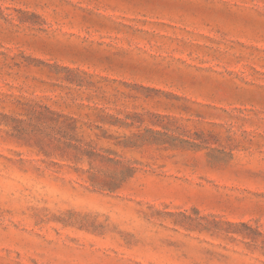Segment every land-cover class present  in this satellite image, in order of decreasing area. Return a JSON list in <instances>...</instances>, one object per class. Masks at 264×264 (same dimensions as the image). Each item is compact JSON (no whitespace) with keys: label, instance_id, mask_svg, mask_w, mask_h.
<instances>
[{"label":"rangeland","instance_id":"rangeland-1","mask_svg":"<svg viewBox=\"0 0 264 264\" xmlns=\"http://www.w3.org/2000/svg\"><path fill=\"white\" fill-rule=\"evenodd\" d=\"M0 264H264V0H0Z\"/></svg>","mask_w":264,"mask_h":264}]
</instances>
